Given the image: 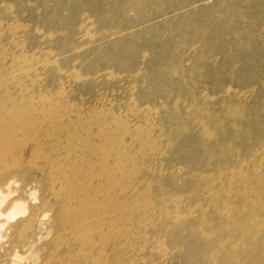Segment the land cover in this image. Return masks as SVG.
Instances as JSON below:
<instances>
[{
  "label": "rangeland",
  "instance_id": "374dc122",
  "mask_svg": "<svg viewBox=\"0 0 264 264\" xmlns=\"http://www.w3.org/2000/svg\"><path fill=\"white\" fill-rule=\"evenodd\" d=\"M0 21V121L14 105L23 126L0 168L18 193L22 174L34 186L9 195L26 210L2 218L0 264L264 263V0H0ZM32 150L50 165L39 171ZM58 171L53 191L33 183ZM60 183L62 204L46 213L53 222L61 208L60 233L46 224L36 240L31 226L18 243L17 222ZM75 231L90 254H78Z\"/></svg>",
  "mask_w": 264,
  "mask_h": 264
},
{
  "label": "bare ground",
  "instance_id": "6f19581e",
  "mask_svg": "<svg viewBox=\"0 0 264 264\" xmlns=\"http://www.w3.org/2000/svg\"><path fill=\"white\" fill-rule=\"evenodd\" d=\"M4 3V2H3ZM2 5V4H1ZM12 5V4H11ZM6 7V6H5ZM11 8V7H10ZM5 11H6V9H5ZM2 21V20H1ZM0 21V22H1ZM22 23V22H21ZM17 24V23H16ZM19 24V23H18ZM9 25V24H8ZM20 26H21V24H20ZM22 27V26H21ZM11 29V28H10ZM10 31V30H9ZM16 32V31H15ZM4 33V32H3ZM13 33V32H12ZM22 39V38H21ZM13 40V39H12ZM19 40V39H18ZM25 42V41H24ZM24 45H25V43H24ZM4 47V46H3ZM25 48V47H24ZM19 49H21V48H19ZM35 50V49H34ZM42 51V50H41ZM15 52V51H14ZM24 52V51H23ZM47 52V51H46ZM53 52V51H52ZM11 54H13V53H11ZM6 55V54H5ZM7 55H8V53H7ZM13 55H15V53L13 54ZM25 55V54H24ZM23 55V56H24ZM28 55V54H27ZM26 56V55H25ZM29 56H30V54H29ZM37 57V56H36ZM39 57V56H38ZM37 57V58H38ZM44 57V56H43ZM48 57V56H47ZM20 59H21V57H19ZM28 59V58H27ZM32 59V58H31ZM44 59V58H43ZM11 60H12V58H11ZM26 60V59H25ZM45 60V59H44ZM3 61V60H2ZM48 61V60H47ZM53 61V60H52ZM6 62V61H5ZM15 63V62H14ZM25 63V62H24ZM28 63V62H27ZM38 63H39V61H38ZM47 64L49 63V62H46ZM55 63H57V61L55 62ZM54 63V64H55ZM9 64H10V62H9ZM11 64H12V62H11ZM20 64V63H19ZM19 64H18V66H19ZM21 64H22V62H21ZM5 65V64H4ZM14 65V64H13ZM35 65H37V64H35ZM35 65H34V67H35ZM43 65H44V62H43ZM52 65V64H51ZM58 65V64H57ZM14 67V66H13ZM41 67H43V66H41ZM44 68V67H43ZM46 68V67H45ZM27 69V68H26ZM31 69V68H30ZM5 70H6V68H5ZM18 70H19V68H18ZM22 70V69H21ZM24 70V69H23ZM32 70V69H31ZM37 70V69H36ZM35 70V71H36ZM40 71H41V69H39ZM59 70V69H58ZM15 71V70H14ZM8 72V71H7ZM31 72V71H30ZM19 73V72H18ZM29 73V72H28ZM37 73V72H36ZM39 73V72H38ZM37 73V74H38ZM60 73V72H59ZM139 73V72H138ZM9 74V73H8ZM13 74V73H12ZM114 74V73H113ZM4 75H6L5 73H4ZM11 75V74H10ZM14 75V74H13ZM17 75V74H16ZM1 76V75H0ZM19 76V75H18ZM22 76H23V74H22ZM32 76V75H31ZM37 76H39V75H37ZM72 76V75H71ZM116 76V75H115ZM9 77H11V76H9ZM8 77V78H9ZM1 78V77H0ZM16 78V77H15ZM14 78V79H15ZM30 78V77H29ZM41 78V77H40ZM85 78V77H84ZM111 78V77H110ZM35 79V78H34ZM42 79V78H41ZM3 80H5V79H3ZM16 80V79H15ZM21 80V79H20ZM19 80V81H20ZM24 80V79H23ZM22 80V81H23ZM62 80V79H61ZM60 80V81H61ZM78 80H80L79 78H78ZM35 81V80H34ZM2 82V81H1ZM0 82V83H1ZM8 82V81H7ZM25 82V81H24ZM37 82V81H36ZM5 83V82H4ZM33 83V82H32ZM59 83V82H58ZM3 84V83H2ZM11 84V83H10ZM25 84V83H24ZM28 84V83H27ZM17 85V84H16ZM7 86V85H6ZM12 86V85H11ZM21 86H22V84H21ZM33 86V85H32ZM1 87V86H0ZM19 87V86H18ZM28 87V86H27ZM38 87H39V85H38ZM33 88V87H32ZM42 88V87H41ZM2 89V88H1ZM5 89H6V87H5ZM22 89V88H21ZM19 90V89H18ZM26 90V89H25ZM40 90V89H39ZM64 90V89H63ZM10 91V90H9ZM20 91V90H19ZM44 93V92H43ZM99 93V92H98ZM16 94H18V93H16ZM32 94V93H31ZM22 95V94H21ZM48 95V94H47ZM51 95V94H50ZM1 96H2V94H1ZM10 96V95H9ZM28 96V95H27ZM41 96V95H40ZM61 96V95H60ZM7 97H8V95H7ZM22 97V96H21ZM47 97V96H46ZM102 97V96H101ZM12 98H14V97H12ZM19 98H20V96H19ZM43 98V97H42ZM62 98H63V96H62ZM67 97H65V99H66ZM15 99V98H14ZM37 99V98H36ZM52 99V98H51ZM3 100V99H2ZM8 100V99H7ZM17 100H19V99H17ZM42 100V99H41ZM46 100V99H45ZM62 100V99H61ZM26 101V100H25ZM43 101V100H42ZM51 101V100H50ZM50 101H49V103H50ZM60 101V100H59ZM18 102V101H17ZM22 102V101H21ZM62 102V101H61ZM69 102V101H68ZM75 102V101H74ZM96 102V101H95ZM101 102V101H100ZM109 102V101H108ZM2 103V102H1ZM5 103H6V101H5ZM8 103V102H7ZM10 103V102H9ZM37 103H38V101H37ZM48 103V102H47ZM52 103H53V100H52ZM56 103V102H55ZM22 104V103H21ZM25 104V103H24ZM39 104V103H38ZM37 104V105H38ZM42 105H43V102L41 103ZM40 104V105H41ZM65 104H67V103H65ZM131 104V103H130ZM6 105V104H5ZM16 105V104H15ZM52 105V104H51ZM57 105V104H56ZM59 105V104H58ZM49 106V105H48ZM61 106V105H60ZM60 106L58 107V108H60ZM75 106V105H74ZM82 106V105H81ZM7 107H9V106H2V110L1 111H3V110H12L13 112L12 113H16V114H14L13 116V118H11V119H4V120H2V121H0V162L3 160V159H5L7 156H10L9 155V146H8V144H9V140L11 139V138H16V137H18V136H20V133H21V131L22 130H18V129H20V127H16V125L14 124V123H16V121L18 120L17 119V117L19 118V115H22V114H18L19 113V110H17V108H18V106H14V105H12V107H9V108H7ZM20 108L22 107L21 105L19 106ZM34 107V106H33ZM65 107H67V106H65ZM71 107H72V105H71ZM79 107V106H78ZM97 107V106H96ZM230 107V106H229ZM24 108H26V107H24ZM49 108V107H48ZM55 108V107H54ZM155 108V107H154ZM36 109H37V107H36ZM40 109V108H39ZM45 110H46V107L44 108ZM44 109H42V110H44ZM73 109H75V108H73ZM81 110L83 109L82 107L80 108ZM99 109V108H98ZM57 110V109H56ZM67 110V109H66ZM150 110H152V109H150ZM4 111V112H5ZM27 111H29V108H28V110ZM34 111V110H33ZM39 111V110H38ZM49 111H50V108H49ZM48 111V112H49ZM59 111V110H58ZM60 111H61V109H60ZM76 111V110H75ZM80 111V110H79ZM22 112H23V109H22ZM30 112V111H29ZM32 112V111H31ZM52 112V111H51ZM67 112V111H66ZM83 112V111H82ZM100 112V111H99ZM135 112V111H134ZM34 113H36V112H34ZM45 113V112H44ZM68 113V112H67ZM69 113H70V111H69ZM75 113V112H74ZM2 114V113H1ZM5 114V113H4ZM41 114H43V113H41ZM48 114V113H47ZM52 114V113H51ZM73 114V113H72ZM88 114V113H87ZM93 114V113H92ZM151 114V113H150ZM7 115V114H6ZM34 115V114H33ZM37 115H38V113H37ZM44 115V114H43ZM58 115V114H57ZM57 115H55V116H57ZM89 115V114H88ZM30 116V115H29ZM28 116V117H29ZM39 116V115H38ZM51 116V115H50ZM60 116V115H59ZM66 116H67V114H66ZM70 116V115H69ZM74 116V115H73ZM81 116V115H80ZM79 116V117H80ZM90 116V115H89ZM105 116V115H104ZM134 116V115H133ZM149 116V115H148ZM3 117H4V115H3ZM7 117V116H6ZM5 117V118H6ZM12 117V116H11ZM26 118H27V116H25ZM45 117H46V115H45ZM52 117V116H51ZM54 117V116H53ZM52 117V118H53ZM74 117H76V116H74ZM83 117V116H82ZM99 117V116H98ZM151 117V116H150ZM31 118H32V116H31ZM44 118V117H43ZM49 118V117H48ZM63 118H64V115H63ZM72 118V117H71ZM93 118V117H92ZM100 118H101V116H100ZM103 118V117H102ZM129 118V117H128ZM14 119H17V120H14ZM30 119V118H29ZM60 119H61V117H60ZM75 119V118H74ZM89 119V118H88ZM97 119V118H96ZM145 119V118H144ZM28 120V119H27ZM32 120V119H31ZM34 120H36V119H34ZM39 120V119H38ZM44 120V119H43ZM43 120H41V121H43ZM50 120V119H49ZM63 120V119H62ZM78 120H79V118H78ZM95 120V119H94ZM94 120H91V121H93L94 122ZM111 120V119H110ZM113 120V119H112ZM20 121V120H19ZM23 121H25V119L23 120ZM22 121V122H23ZM40 121V120H39ZM45 121V120H44ZM43 121V122H44ZM66 121H68V120H66ZM70 121H72V120H70ZM69 121V122H70ZM89 121V120H88ZM90 121V122H91ZM96 121V120H95ZM99 121V120H98ZM26 122H28V121H26ZM31 122V121H30ZM47 122V121H46ZM50 122V121H49ZM55 122V121H54ZM57 122V121H56ZM81 122V121H80ZM82 122H83V120H82ZM89 122V123H90ZM93 122H91V123H93ZM112 122V121H111ZM123 122V121H122ZM126 122V121H125ZM59 123V122H58ZM127 123H129V122H127ZM34 125H35V123H33ZM38 124V123H37ZM36 124V125H37ZM69 124H71V123H69ZM95 124H97L96 122H95ZM105 124V123H104ZM117 124V123H116ZM147 124V123H146ZM19 125H20V123H19ZM22 125H23V123H22ZM26 125V124H25ZM24 125V126H25ZM30 125H32V124H30ZM50 125V124H49ZM51 125H53L52 123H51ZM71 125H73V124H71ZM76 125V124H75ZM78 125H79V123H78ZM92 125V124H91ZM94 125V124H93ZM119 125V124H118ZM132 125V124H131ZM43 126H44V123H43ZM67 126H68V123H67ZM111 126V125H110ZM128 126V125H127ZM145 126V125H144ZM23 127V126H22ZM21 127V128H22ZM37 127V126H36ZM35 127V128H36ZM54 127V126H53ZM75 127V126H74ZM83 127V126H82ZM92 127H94V126H92ZM148 127V126H147ZM28 128V127H27ZM31 128H33V126L31 127ZM42 128H44V127H42ZM55 128H57V127H55ZM68 128V127H67ZM70 128V127H69ZM85 128V127H84ZM84 128H83V130H84ZM89 128V127H88ZM116 128V127H115ZM131 128V127H130ZM39 129V128H38ZM46 129V128H45ZM59 129V128H58ZM77 129V128H76ZM90 129H91V127H90ZM89 129V130H90ZM125 129H127V128H125ZM137 129V128H136ZM33 130V129H32ZM37 130V128L35 129V131ZM43 130V129H42ZM47 130V129H46ZM82 130V129H81ZM82 130V131H83ZM106 130V129H105ZM25 131V130H24ZM28 131V130H27ZM59 131V130H58ZM58 131H57V133H58ZM72 131H73V129H72ZM74 131H75V128H74ZM85 131V130H84ZM91 131V130H90ZM104 131V130H103ZM113 131V130H112ZM115 131V130H114ZM127 131V130H126ZM143 131V130H142ZM60 132V131H59ZM98 132V131H97ZM109 132V131H108ZM129 132V131H128ZM139 132V131H138ZM32 133V132H31ZM40 133V132H39ZM83 133V132H82ZM85 133H86V131H85ZM102 133V132H101ZM111 133V132H110ZM131 133H132V131H131ZM205 133V132H204ZM32 134H34V133H32ZM35 134H37V133H35ZM63 134V133H62ZM106 134H107V132H106ZM113 134V133H112ZM115 134V133H114ZM163 134V133H162ZM207 134V133H206ZM26 135V134H25ZM43 135V134H42ZM58 135V134H57ZM93 135H94V133H93ZM104 135V134H103ZM134 135V134H133ZM137 135H138V133H137ZM33 136V135H32ZM83 136V135H82ZM101 136V135H100ZM120 136H121V134H120ZM148 136V135H147ZM36 137V136H35ZM55 137V136H54ZM81 137V136H80ZM85 137V136H84ZM91 137V136H90ZM102 137V136H101ZM106 137H108L109 138V136H106ZM105 137V138H106ZM112 137V136H111ZM114 137V136H113ZM118 137V136H117ZM136 137V136H135ZM70 139H71V137H69ZM68 138V141L70 140ZM94 138V137H93ZM144 138V137H143ZM57 139V138H56ZM59 139V138H58ZM57 139V140H58ZM61 139V138H60ZM67 139V138H66ZM77 140H78V138H76ZM99 139H101V138H99ZM98 139V140H99ZM32 139H30V141H31ZM41 140V139H40ZM47 140H48V138H47ZM54 140H55V138H54ZM56 140V141H57ZM64 140V139H63ZM75 140V139H74ZM73 140V141H74ZM83 140V139H82ZM87 140V139H86ZM104 140V139H103ZM124 140V139H123ZM34 141V140H33ZM37 141H39V140H37ZM55 141V142H56ZM67 141V140H66ZM79 141V140H78ZM91 141H93V139L91 140ZM106 141V140H105ZM113 141V140H112ZM127 141H128V139H127ZM11 142V141H10ZM19 142V141H18ZM22 142V141H21ZM20 142V143H21ZM70 142V141H69ZM77 142V141H76ZM108 142V141H107ZM42 143V142H41ZM40 143V144H41ZM51 143H53V142H51ZM64 143V142H63ZM94 143H95V141H94ZM123 143V142H122ZM133 143V142H132ZM136 143V142H135ZM162 143V142H161ZM24 144V143H23ZM26 144H27V142H26ZM25 144V145H26ZM39 144V143H38ZM37 144V145H38ZM58 144V143H57ZM67 144V143H66ZM70 144V143H69ZM77 144V143H76ZM85 144V143H84ZM98 144V143H97ZM111 144V143H110ZM113 144V143H112ZM129 144H130V142H129ZM11 145V144H10ZM65 145V144H64ZM93 145V144H92ZM106 145V144H105ZM115 145V144H114ZM135 145V144H134ZM17 146H20V145H17ZM23 146V145H22ZM32 146V145H31ZM39 146V145H38ZM41 146H42V144H41ZM45 146V145H44ZM53 146V145H52ZM57 146H59V145H57ZM75 146V145H74ZM73 146V147H74ZM82 146H83V143H82ZM91 146V145H90ZM99 145H97V147H98ZM26 147V146H25ZM35 148L37 147V146H34ZM63 146H60L59 148H62ZM66 147V146H65ZM67 147H68V144H67ZM66 147V148H67ZM88 147H89V145H88ZM88 147H87V150H88ZM95 147H96V145H95ZM107 147V146H106ZM110 147V146H109ZM113 146L111 145V148H112ZM115 147V146H114ZM140 147V146H139ZM17 148V147H16ZM53 148V147H52ZM68 148H70V147H68ZM79 148V147H78ZM84 148H85V145H84ZM84 148L82 147V149L81 150H84ZM101 148H102V146H101ZM103 148H104V146H103ZM121 148V147H120ZM134 148H135V146H134ZM14 149V148H13ZM21 149V148H20ZM40 149V148H39ZM43 149V148H42ZM50 149V148H49ZM54 149V148H53ZM56 149V148H55ZM58 149V148H57ZM72 149V148H71ZM75 149V148H74ZM94 149V148H93ZM99 149H100V146H99ZM118 149V148H117ZM126 149H127V147H126ZM129 149V148H128ZM222 149V148H221ZM34 150V149H33ZM30 151L31 152V156H33V157H35V158H37V159H39L40 160V164L38 165L39 166V168H38V170L39 171H41L43 168H46L47 166H49L50 165V159H49V157L48 156H46V155H48L49 153L47 152V154L45 155V154H40L41 156L40 157H38V154H37V151ZM41 150V149H40ZM65 150V149H64ZM69 150V149H68ZM101 150V149H100ZM104 150V149H103ZM110 150V149H109ZM130 150H131V148H130ZM24 151H25V149H24ZM29 151V150H28ZM44 151V150H43ZM52 151V150H51ZM54 151V150H53ZM59 151V150H58ZM58 151H56V153L58 152ZM61 151V150H60ZM78 151H79V149H78ZM93 151V150H92ZM99 151V150H98ZM121 151V150H120ZM240 151V150H239ZM46 152V151H45ZM55 152V151H54ZM53 152V153H54ZM71 152H72V150H71ZM71 152H69V153H71ZM84 152H85V150H84ZM93 152H95L96 153V151H93ZM103 152V151H102ZM122 152V151H121ZM153 152V151H152ZM51 153V152H50ZM61 153V152H60ZM68 153V152H67ZM72 153H74V152H72ZM95 153H93V155L92 156H94V154ZM100 153H101V151H100ZM113 153V152H112ZM120 153V152H119ZM118 153V154H119ZM10 154H12V153H10ZM75 154V153H74ZM77 154V153H76ZM84 154V153H83ZM97 154V153H96ZM95 154V155H96ZM28 155V154H27ZM27 155H26V157H27ZM56 155H58V154H56ZM69 155H71V154H69ZM86 155V154H85ZM90 155H91V152H90ZM103 155V154H102ZM107 155V154H106ZM109 155V154H108ZM132 155V154H131ZM19 156V155H18ZM65 156H67V155H64V157ZM101 156V155H100ZM112 156V155H111ZM115 156V155H114ZM13 157V156H12ZM23 157V156H22ZM59 157V156H58ZM63 157V158H64ZM71 157V156H70ZM69 157V158H70ZM115 157H117V156H115ZM123 157V156H122ZM127 157V156H126ZM17 158H21V154H20V156L19 157H17ZM32 158V157H31ZM104 158V157H103ZM114 158V157H113ZM120 158V157H119ZM15 159V158H14ZM21 159H23V158H21ZM30 159V158H29ZM28 159V160H29ZM33 159V158H32ZM58 159V158H57ZM73 159V158H72ZM71 159V160H72ZM84 159V158H83ZM88 159V158H87ZM94 159V158H93ZM109 159H110V157H109ZM108 159V160H109ZM125 159V158H124ZM131 159V158H130ZM18 160V159H17ZM76 160V159H75ZM74 159H73V161H75ZM77 160H79V159H77ZM81 160V159H80ZM102 160V159H101ZM12 161V160H11ZM30 161V160H29ZM54 161H55V158H54ZM60 161V160H59ZM69 161H70V159H69ZM83 161V160H82ZM93 161V160H92ZM114 162H115V159L113 160ZM134 161V160H133ZM144 161V160H143ZM245 161V160H244ZM14 162H16L15 160H14ZM13 162V163H14ZM19 162V161H18ZM17 162V163H18ZM22 162V161H21ZM34 162V161H33ZM56 162V161H55ZM58 162V161H57ZM78 162V161H77ZM80 162V161H79ZM89 162V161H88ZM102 161H100V163H101ZM109 162V161H108ZM113 162V163H114ZM120 162V161H119ZM2 163V162H1ZM0 163V164H1ZM6 163V162H5ZM54 163V162H53ZM60 163V162H59ZM65 163H67V162H65ZM69 163V162H68ZM67 163V164H68ZM72 163V162H71ZM83 163V162H82ZM86 163H87V161H86ZM91 163V162H90ZM122 163V162H121ZM143 163V162H142ZM35 164V163H34ZM91 164H93V163H91ZM6 165V164H5ZM31 165V164H30ZM36 165V164H35ZM52 165V164H51ZM56 165V164H55ZM77 165H78V163H77ZM77 165H75V166H77ZM90 165V164H89ZM243 166H244V164H242ZM60 166V165H59ZM71 166V165H70ZM70 166H68L69 168H70ZM103 166H104V164H103ZM109 166H110V164H109ZM113 166V165H112ZM122 166V165H121ZM143 166V165H142ZM16 167V166H15ZM35 167V166H34ZM78 167V166H77ZM95 167V166H94ZM4 168H6V166L5 167H3V168H0L1 170H0V227H4V226H1V223H3L5 220H2V218L3 217H5V216H7V214L5 215V213H6V211L8 212V213H10L11 211H19V213L23 210V211H25L26 210V208L24 209L23 208V204L25 203V202H22V200L20 201V199H10V197H9V195L10 194H13V193H15L17 196H19V195H21L22 194V192H25V191H27V192H29L30 194L31 193H33V188H34V186L31 184V182H28L27 181V179H26V176L24 175V174H22L21 175V179H22V181H21V183H22V188L20 189V192L18 193L17 192V180L15 179V175L13 174V170L12 169H10V168H6V169H4ZM37 168V167H36ZM55 168V167H54ZM82 168V167H81ZM93 168V167H92ZM137 168V167H136ZM144 168V167H143ZM233 168H234V166H233ZM248 168V167H247ZM73 169H74V165H73ZM90 169V168H89ZM100 169H102V168H100ZM108 169V168H107ZM113 169V168H112ZM232 169V168H231ZM54 170V169H53ZM59 170V169H58ZM63 170V169H62ZM76 170V169H75ZM94 170V169H93ZM103 170V169H102ZM179 170H180V168H179ZM230 170V169H229ZM44 171V170H43ZM51 171H52V169H51ZM77 171H78V169H77ZM92 171V170H91ZM110 171V170H109ZM112 171V170H111ZM115 171H116V169H115ZM124 171V170H123ZM246 171H247V169H246ZM256 171V170H255ZM49 172V171H48ZM71 173L72 172H74V171H70ZM114 172V171H113ZM122 172V171H121ZM162 172V171H161ZM223 172V171H222ZM234 172V171H233ZM232 172V173H233ZM50 173V172H49ZM76 173V172H75ZM80 173V172H79ZM85 173V172H84ZM88 172H86V174H87ZM112 173V172H111ZM134 173V172H133ZM138 173V172H137ZM42 174V173H41ZM83 174V173H82ZM104 174V173H103ZM109 174V173H108ZM120 174V173H119ZM205 174V173H204ZM62 176L63 177V173H62V171H58L57 173L56 172H54V173H52V176L49 174L48 176H47V178L50 180V181H47L46 179V181H44L43 182V178H41V179H39L38 178V181H34L33 183H37L39 186H41L42 184H43V186H44V184H45V186H47L49 189H50V191H53L54 189H52V187H53V184H54V182L56 181V176ZM69 175V174H68ZM85 175V174H84ZM93 175V174H92ZM95 175V174H94ZM99 175V174H98ZM98 175H97V177H98ZM246 175V174H245ZM78 176V175H77ZM81 177H82V175H80ZM90 176V175H89ZM132 176H134V175H132ZM220 176H221V174H220ZM232 176V175H231ZM247 176V175H246ZM80 177V178H81ZM118 177V176H117ZM233 177V176H232ZM256 177V176H255ZM82 178H84V177H82ZM96 178V177H95ZM257 178V177H256ZM71 179V178H70ZM80 180V179H79ZM220 180V179H219ZM245 180H247L246 178H245ZM27 181V182H26ZM85 181V180H84ZM83 181V182H84ZM89 181H90V179H89ZM105 181V180H104ZM107 181H108V179H107ZM130 181V180H129ZM151 181V180H150ZM150 181H148V182H150ZM241 181V180H240ZM260 181V180H259ZM79 182V181H78ZM142 182V181H141ZM145 182V181H144ZM249 182V181H248ZM247 182V183H248ZM262 182H263V180H262ZM69 183V182H68ZM89 183V182H88ZM96 183V182H95ZM140 183V182H139ZM155 183V182H154ZM215 183V182H214ZM246 183V182H245ZM261 183V182H260ZM19 184V183H18ZM61 184V183H60ZM81 184V183H80ZM119 184V183H118ZM130 184V183H129ZM143 184V183H142ZM223 184V183H222ZM72 185V184H71ZM88 185V184H87ZM96 185V184H95ZM229 185V184H228ZM237 185V184H236ZM245 185V184H244ZM255 185V184H254ZM58 186V185H57ZM97 186V185H96ZM102 186H103V184H102ZM146 186V185H145ZM251 186V185H250ZM66 187V186H65ZM62 184L61 185H59V191H60V193H47L48 194V196H52L53 197V199H54V202H51V203H49V202H47V194L45 193V195H44V193H41V196L39 197V200H40V204L37 206V204H35V206H30L29 207V209H27L28 211H30L29 212V215H27L24 219H22V220H20V221H18L17 223H19L17 226L15 225V230L17 231V234H18V237H17V242L19 243V240H20V238H21V236H22V234L21 233H23V231L24 230H26V229H28V228H30L31 226H32V229H33V232H35V231H37L35 234H34V239H36V240H38L39 239V237L41 236V232L44 230V226H46V224H49V228H51V226H53L56 230H57V234L58 233H60V231H58V228L60 227V223L58 222V219L60 218L61 219V214H62V211H61V208H58V210H56L55 211V216H56V220L55 221H53V222H46V221H48V217H47V212H49V211H51V209H53V208H55L56 206L57 207H59L60 206V204H62V202H59V197H63L66 193H62L63 191H64V188H65ZM101 187V186H100ZM151 187V186H150ZM223 187V186H222ZM231 187V186H230ZM230 187H229V189H230ZM237 187V186H236ZM96 188V187H95ZM253 188V187H252ZM261 188H262V186H261ZM260 188V189H261ZM105 189V188H104ZM116 189V188H115ZM124 189V188H123ZM135 189V188H134ZM238 189V188H237ZM250 189V188H249ZM129 190V189H128ZM146 190V189H145ZM231 190V189H230ZM252 190V189H251ZM96 191H97V189H96ZM236 191H238V190H236ZM253 191V190H252ZM256 191V190H255ZM228 192V191H227ZM233 191H231L230 193H232ZM70 193H71V191H70ZM97 193V192H96ZM235 193V192H234ZM247 193V192H246ZM29 194V195H30ZM76 194V193H75ZM144 194V193H143ZM142 194V195H143ZM241 194V193H240ZM251 194V193H250ZM256 194V193H255ZM74 195V194H73ZM219 195V194H218ZM243 195H244V193H243ZM257 195V194H256ZM9 197V199H6V197ZM89 196H90V194H89ZM153 196V195H152ZM211 196L213 197V195L211 194ZM250 196V195H249ZM248 196V197H249ZM261 196V195H260ZM132 197V196H131ZM141 197V196H140ZM145 197V196H144ZM257 197V196H256ZM19 198V197H18ZM67 198V197H66ZM96 198V197H95ZM139 198V197H138ZM218 198V197H217ZM235 198V197H234ZM233 198V199H234ZM260 198V197H259ZM134 199V198H133ZM151 199V198H150ZM180 199H182V198H180ZM229 199V198H228ZM249 199V198H248ZM261 199V198H260ZM118 200V199H117ZM122 200V199H121ZM127 200V199H126ZM218 200V199H217ZM247 200V199H246ZM262 200H264V199H262ZM49 201V200H48ZM123 201V200H122ZM128 201V200H127ZM144 201V200H143ZM151 201V200H150ZM227 201H229V200H227ZM253 201H255V200H253ZM169 202H172V201H169ZM221 202H223V199H222V201ZM224 202H225V200H224ZM81 203V202H80ZM200 203V202H199ZM255 203V202H254ZM263 203V202H262ZM166 204V203H165ZM175 204V203H174ZM261 204V203H260ZM134 205H135V203H134ZM163 205V204H162ZM209 205H210V203H209ZM208 205V206H209ZM245 205V204H244ZM264 205V204H263ZM154 206V205H153ZM196 206V205H195ZM134 207V206H133ZM141 207V206H140ZM177 207V206H176ZM233 207V206H232ZM235 207V206H234ZM256 207V206H255ZM258 207V206H257ZM256 207V208H257ZM206 208H207V206H206ZM237 208V207H236ZM262 208V207H261ZM264 208V207H263ZM88 209V208H87ZM132 209V208H131ZM149 209V208H148ZM147 209V210H148ZM160 209V208H159ZM231 209V208H230ZM229 209V210H230ZM233 209V208H232ZM175 210V209H174ZM180 210V209H179ZM192 210H193V208H192ZM243 210V209H242ZM142 211H143V209H142ZM206 211V210H205ZM221 211V210H220ZM227 212H228V210H226ZM233 211V210H232ZM231 211V212H232ZM146 212V211H145ZM168 212H170V211H168ZM190 212V211H189ZM222 212V211H221ZM243 212H245V209H244V211ZM171 213V212H170ZM207 213V212H206ZM224 213H225V211H224ZM223 213V214H224ZM257 213V212H256ZM80 214H82V216L83 217H86V216H88V211L87 210H84V211H82L81 210V213ZM140 214V213H139ZM142 214H143V212H142ZM162 214V213H161ZM233 214V213H232ZM241 214V213H240ZM125 215V214H124ZM137 215H138V213H137ZM168 215H169V213H168ZM257 215V214H256ZM77 216V215H76ZM195 216V215H194ZM203 216V215H202ZM222 216H224V215H222ZM229 216V215H228ZM232 216V215H231ZM255 216V215H254ZM122 217V216H121ZM146 217H147V214H146ZM145 217V218H146ZM205 217V216H204ZM259 217V216H258ZM137 218V217H136ZM135 218V219H136ZM184 218V217H183ZM260 218V217H259ZM263 218V217H262ZM51 219V218H50ZM102 219V218H101ZM125 219V218H124ZM185 219V218H184ZM136 220H138V219H136ZM254 220H255V218H254ZM259 220V219H258ZM91 221H93V219L91 220ZM150 221V220H149ZM179 221V220H178ZM178 221H177V223H178ZM235 221V220H234ZM257 221V220H256ZM260 221V220H259ZM262 221V220H261ZM106 222V221H105ZM129 222V221H128ZM148 222V221H147ZM211 222V221H210ZM113 223V222H112ZM141 223V222H140ZM256 223V222H255ZM93 224V223H92ZM95 224V223H94ZM137 224V223H136ZM150 224V223H149ZM260 224V223H259ZM114 225H115V223H114ZM119 225V224H118ZM153 225V224H152ZM257 225V224H256ZM261 225V224H260ZM10 226H12V225H10ZM104 226H105V224H104ZM125 226V225H124ZM142 226V225H141ZM264 226V225H263ZM107 227H109V226H107ZM115 227V226H114ZM113 227V228H114ZM126 227V226H125ZM255 227V226H254ZM253 227V228H254ZM258 227V226H257ZM112 228V227H111ZM116 228V227H115ZM120 229V228H119ZM142 229V228H141ZM140 229V230H141ZM243 229V228H242ZM247 229H249V228H247ZM65 230V229H64ZM106 230H108V228L106 229ZM113 230V229H112ZM111 230V231H112ZM115 230H118V229H115ZM126 230V229H125ZM129 230V229H128ZM135 230V229H134ZM257 230H258V228H257ZM260 230V229H259ZM48 231V230H47ZM191 231V230H190ZM118 232V231H117ZM129 232V231H128ZM128 232H126V233H128ZM138 232V231H137ZM136 232V233H137ZM146 232V231H145ZM260 232V231H259ZM49 233V232H48ZM83 233L84 232H79V231H75V234H76V236H77V238H74V237H72V238H74L73 239V241H74V243H77L78 244V247H79V249H80V251L78 252V254L79 255H82V256H85L87 253H89L90 254V251L89 250H87V249H84L85 248V246H86V244L85 243H80V241H79V237L81 236V235H83ZM119 233V232H118ZM121 233V232H120ZM129 233H131V232H129ZM231 233V232H230ZM1 234V233H0ZM52 234V233H51ZM108 234H109V232H108ZM111 234V233H110ZM114 234V233H113ZM117 234V233H116ZM139 234H140V232H139ZM143 234V233H142ZM145 234V233H144ZM203 234V233H202ZM255 234V233H254ZM89 235V234H88ZM105 235V234H104ZM103 235V236H104ZM120 235V234H119ZM132 235H134V234H132ZM136 235V234H135ZM138 235V234H137ZM141 235V234H140ZM139 235V236H140ZM150 235V234H149ZM204 235V234H203ZM245 235V234H244ZM249 235V234H248ZM106 236V235H105ZM115 236V235H114ZM255 236V235H254ZM88 237V236H87ZM109 237V236H108ZM126 237V236H125ZM135 237V236H134ZM141 237V236H140ZM149 237V236H148ZM116 238H117V236H116ZM138 238V237H137ZM148 239V238H147ZM40 240V239H39ZM129 240V239H128ZM134 240V239H133ZM136 240H138V239H136ZM119 241V240H118ZM238 241V240H237ZM28 242V241H27ZM22 242L21 243V248L23 249L24 247H25V250L24 251H27L28 250V248L29 247H31V244L33 243V240H31L30 242ZM36 242V241H35ZM132 242V241H131ZM145 242V241H144ZM224 242V241H223ZM95 243V242H94ZM125 243V242H124ZM123 243V244H124ZM163 243H164V241H163ZM140 244V243H139ZM238 244V243H237ZM85 245V246H84ZM92 245V244H91ZM133 245V244H132ZM244 245V244H243ZM102 246V245H101ZM117 246V245H116ZM121 246V245H120ZM127 246V245H126ZM159 246V245H158ZM220 246V245H219ZM236 246V245H235ZM135 247V246H134ZM74 248V247H73ZM124 248V247H123ZM157 248V247H156ZM159 248V247H158ZM236 248V247H235ZM153 249V248H152ZM160 249V248H159ZM234 249V248H233ZM56 250V249H55ZM111 250V249H110ZM127 250V249H126ZM132 250V249H131ZM141 250V249H140ZM40 251V250H39ZM38 251V252H39ZM114 251V250H113ZM153 251V250H152ZM155 251V250H154ZM161 251V250H160ZM159 251V252H160ZM132 252V251H131ZM16 253V251L14 252V254ZM33 253V252H32ZM37 253V252H36ZM70 253V252H69ZM97 253V252H96ZM102 253V252H101ZM113 253V252H112ZM164 253V252H163ZM158 254V253H157ZM165 254V253H164ZM125 255V254H124ZM132 255V254H131ZM151 255V254H150ZM149 255V256H150ZM19 255L18 254H15L14 255V257H18ZM48 257H52V256H49V254L47 255ZM91 256V255H90ZM109 256V255H108ZM115 256V255H114ZM73 257V256H72ZM95 257V256H94ZM138 257V256H137ZM164 257V256H163ZM37 258V257H36ZM57 258H59V257H57ZM99 258V257H98ZM90 259V258H89ZM57 259H55V260H53L52 258H47L45 261V263H43V264H58V262L56 261ZM82 260V259H81ZM93 260H94V258H93ZM117 260H119L118 258H117ZM14 262V261H13ZM93 262V261H92ZM91 262V263H92ZM96 262V261H95ZM129 262V261H128ZM254 262V261H253ZM72 262H70L69 260H66V259H64V264H71ZM118 263V262H117ZM62 264V263H61ZM78 264H79V262H78ZM87 264V263H86ZM145 264V263H144ZM262 264H264V263H262Z\"/></svg>",
  "mask_w": 264,
  "mask_h": 264
}]
</instances>
